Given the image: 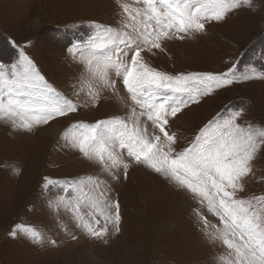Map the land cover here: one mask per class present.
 Segmentation results:
<instances>
[{
	"label": "rangeland",
	"instance_id": "1",
	"mask_svg": "<svg viewBox=\"0 0 264 264\" xmlns=\"http://www.w3.org/2000/svg\"><path fill=\"white\" fill-rule=\"evenodd\" d=\"M118 13L114 0H0V64H14L23 49L49 85L79 106L78 112L31 133L0 120V264H216L225 251L202 234L197 200L144 166L133 165L127 179L111 182L122 221L108 244L75 227L70 214L49 207L61 188L45 190L44 177L61 182L88 175L107 178L97 164L65 147L61 137L77 122L94 124L128 112L111 92H104L94 106L84 92L77 96L84 66L68 52L95 35L90 21L116 27ZM164 47V52L145 55L160 71L178 75L232 69L235 79L170 121L177 151L188 147L208 121L237 111H242L239 123L264 126V0H252V7L207 25L195 38L169 40ZM246 74L253 78L242 80ZM117 87L126 98L122 86ZM245 188L239 193L243 198L264 195V153L254 161ZM18 225L35 228L57 244H36L23 234L13 239L9 232Z\"/></svg>",
	"mask_w": 264,
	"mask_h": 264
},
{
	"label": "snow or ice",
	"instance_id": "2",
	"mask_svg": "<svg viewBox=\"0 0 264 264\" xmlns=\"http://www.w3.org/2000/svg\"><path fill=\"white\" fill-rule=\"evenodd\" d=\"M119 9L116 27L90 21L95 35L68 52L84 66L80 92L93 106L104 92L117 96L126 116L77 122L62 134L65 147L78 150L107 177L88 175L59 181L43 178L42 187L61 188L49 201L56 213L70 214L75 227L108 244L121 231V205L111 182L127 179L133 166H144L197 200L195 214L205 239L225 251L216 264H264V195L243 198L254 161L264 153V126L239 123L242 111L214 118L199 129L191 144L177 151L175 120L190 104L235 82L228 72L171 75L152 67L145 55L165 51V42L195 38L206 26L224 21L252 0H114ZM244 75L242 80L252 79ZM120 84L127 97L120 96ZM79 110L77 103L57 92L22 49L12 65L0 64V120L31 133L58 117ZM21 170L13 168L14 175ZM207 211L217 223H212ZM67 230V229H66ZM23 234L36 244L47 239L35 228L18 225L9 235ZM73 240L77 239L72 235Z\"/></svg>",
	"mask_w": 264,
	"mask_h": 264
},
{
	"label": "bare ground",
	"instance_id": "3",
	"mask_svg": "<svg viewBox=\"0 0 264 264\" xmlns=\"http://www.w3.org/2000/svg\"><path fill=\"white\" fill-rule=\"evenodd\" d=\"M53 126V125H52ZM92 263V262H91Z\"/></svg>",
	"mask_w": 264,
	"mask_h": 264
}]
</instances>
